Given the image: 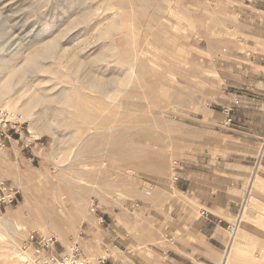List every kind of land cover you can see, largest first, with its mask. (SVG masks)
Instances as JSON below:
<instances>
[{"label": "crops", "instance_id": "1", "mask_svg": "<svg viewBox=\"0 0 264 264\" xmlns=\"http://www.w3.org/2000/svg\"><path fill=\"white\" fill-rule=\"evenodd\" d=\"M160 3L169 17H178L185 34L176 76L193 85L187 109H178L183 116L174 122L173 137L158 142L168 144L162 157L176 161L172 180L162 172L158 185L134 182L118 192L114 186L108 198L97 199L96 213L66 216L54 208L59 195L48 193L54 184L46 148L25 147L19 139L0 149V178L17 189L14 212L26 226L38 236H54L58 252L77 245L91 264H227V256L259 257L264 254V0Z\"/></svg>", "mask_w": 264, "mask_h": 264}, {"label": "rangeland", "instance_id": "2", "mask_svg": "<svg viewBox=\"0 0 264 264\" xmlns=\"http://www.w3.org/2000/svg\"><path fill=\"white\" fill-rule=\"evenodd\" d=\"M1 2L0 58L9 64H0V119L7 120L0 149L14 139L43 144L54 184L48 193L60 197L54 208L82 216L114 186L158 185L162 172L172 180L176 161L162 157L168 144L158 142L173 137L193 91L176 76L185 35L178 17L160 0ZM36 50L44 56L30 64ZM13 206L0 203V264H38L28 240L37 231ZM227 264H264V254Z\"/></svg>", "mask_w": 264, "mask_h": 264}, {"label": "built area", "instance_id": "3", "mask_svg": "<svg viewBox=\"0 0 264 264\" xmlns=\"http://www.w3.org/2000/svg\"><path fill=\"white\" fill-rule=\"evenodd\" d=\"M239 104V100L234 101V106ZM231 109H227L229 112ZM7 120L0 119V131L5 132ZM230 118L227 119L226 123H230ZM19 131V129H17ZM261 145L264 147V138L261 140ZM17 190L10 186L5 185L2 181L0 182V203L2 205L8 206L15 202ZM98 210L97 204L94 201L90 202L89 212L94 214ZM234 232V229L232 228ZM28 240L32 245H34L36 261L38 264H91V262L81 256L80 249L77 245L70 246L67 249H63L58 252L56 250V238L54 236H38L35 232H32ZM101 263H104L105 259H99ZM226 261V259H225ZM26 264H29L26 261ZM225 264V263H224Z\"/></svg>", "mask_w": 264, "mask_h": 264}, {"label": "bare ground", "instance_id": "4", "mask_svg": "<svg viewBox=\"0 0 264 264\" xmlns=\"http://www.w3.org/2000/svg\"><path fill=\"white\" fill-rule=\"evenodd\" d=\"M0 3H2L1 2V0H0ZM120 4V3H119ZM81 8L80 7H78L76 10L77 11H79ZM71 11L72 10H69V12L68 13H66V17L68 16V14L70 13V14H72L71 13ZM75 11V10H74ZM63 20V19H62ZM3 29V28H2ZM4 31V30H3ZM1 32V31H0ZM65 33V32H64ZM1 34V33H0ZM5 42V41H4ZM53 42H54V40H53ZM53 42L51 43L52 45H53ZM42 43H44V42H42ZM9 45H11V44H9ZM50 45V44H49ZM9 47V46H8ZM49 47V46H48ZM52 47V46H51ZM44 48V47H43ZM37 49V48H36ZM44 56V52L43 51H41V50H36L35 52H33L30 56H29V58H28V60H29V63L31 64V63H34V62H36L37 60H39V58H41V57H43ZM7 59V58H6ZM7 61H9L8 59L7 60H5V57L3 58V57H1L0 58V64H1V66H6L7 65V63L9 64V62H7ZM7 62V63H6ZM44 127V126H43ZM31 131V130H30ZM32 132V131H31ZM247 209H249V208H247ZM246 213V212H245ZM243 214V213H242ZM248 214V213H247ZM250 216V215H249ZM240 218V217H239ZM242 221V220H241ZM238 226V225H237ZM236 228V227H235ZM236 235H239V231H237L236 232V234H235V236H234V238L236 237ZM232 245V244H231ZM230 245V246H231ZM236 248V247H235ZM234 249V248H233ZM235 250V249H234ZM16 254V253H15ZM22 254V253H21ZM21 254H18V252H17V256H19L20 258V260H23V259H25V256L23 255V256H21ZM233 254V253H232ZM16 256V257H17ZM228 257V259H229V256H227ZM28 260V259H27Z\"/></svg>", "mask_w": 264, "mask_h": 264}]
</instances>
